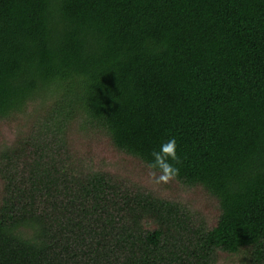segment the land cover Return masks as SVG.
Masks as SVG:
<instances>
[{
  "label": "trees",
  "instance_id": "16d2710c",
  "mask_svg": "<svg viewBox=\"0 0 264 264\" xmlns=\"http://www.w3.org/2000/svg\"><path fill=\"white\" fill-rule=\"evenodd\" d=\"M0 264H264V0H0ZM144 165L175 138L177 201L73 163L70 130Z\"/></svg>",
  "mask_w": 264,
  "mask_h": 264
},
{
  "label": "rangeland",
  "instance_id": "374dc122",
  "mask_svg": "<svg viewBox=\"0 0 264 264\" xmlns=\"http://www.w3.org/2000/svg\"><path fill=\"white\" fill-rule=\"evenodd\" d=\"M21 117L17 121L0 123V147L11 146L15 140L16 131L20 126ZM71 155L73 163L86 170L101 171L120 183L122 186L131 189L148 191L161 200L177 201L182 206L188 207L193 214L212 224L217 218L215 202L197 188L186 189L172 182L168 185L155 186L147 177L148 169L137 160L124 156L110 147L107 140L98 134L84 133L75 127L70 130ZM2 186L0 182V187ZM219 264H236L222 259Z\"/></svg>",
  "mask_w": 264,
  "mask_h": 264
},
{
  "label": "clouds",
  "instance_id": "9594fccd",
  "mask_svg": "<svg viewBox=\"0 0 264 264\" xmlns=\"http://www.w3.org/2000/svg\"><path fill=\"white\" fill-rule=\"evenodd\" d=\"M177 144L175 138H169L160 145L159 150H153L150 155L152 159L147 162V177L151 184L155 186L168 185L179 176L180 163L177 155Z\"/></svg>",
  "mask_w": 264,
  "mask_h": 264
}]
</instances>
